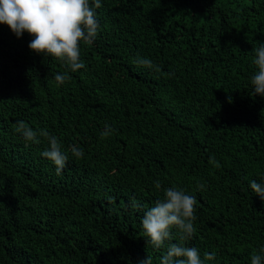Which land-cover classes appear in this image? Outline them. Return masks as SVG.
<instances>
[{
    "label": "trees",
    "instance_id": "trees-1",
    "mask_svg": "<svg viewBox=\"0 0 264 264\" xmlns=\"http://www.w3.org/2000/svg\"><path fill=\"white\" fill-rule=\"evenodd\" d=\"M96 13L76 71L0 24V264H160L170 243L214 254L205 264L264 256L250 188L264 182V97L250 82L264 0H101ZM42 130L69 156L60 175ZM173 186L195 196L196 231L181 241L173 228L157 249L141 220Z\"/></svg>",
    "mask_w": 264,
    "mask_h": 264
},
{
    "label": "clouds",
    "instance_id": "clouds-1",
    "mask_svg": "<svg viewBox=\"0 0 264 264\" xmlns=\"http://www.w3.org/2000/svg\"><path fill=\"white\" fill-rule=\"evenodd\" d=\"M100 7L101 0H0V24H6L17 38L27 32L33 37L28 44L30 50L61 60L72 71H76L84 67L80 60L81 42L91 44L98 35L100 25L96 9ZM252 52L257 71L250 82L254 94L264 97V42ZM136 63L147 68L154 67L148 58L137 57ZM67 79V74L55 75L58 84H63ZM14 127L27 141L39 142L37 132L23 121H18ZM105 127L102 135L107 137L112 129L107 125ZM40 135L46 137L50 145L41 155L55 165L57 175L62 174L69 161L67 152L62 151L59 140L46 130H42ZM70 152L77 158L84 155L83 150L76 146H70ZM156 187H161L158 181ZM199 188H203V185H199ZM250 188L264 200V182L252 180ZM196 204L195 196L175 186L167 188L164 199L158 200L142 217V228L148 243L157 249L163 247L166 241L172 240L173 228L178 231L181 241L191 238L196 231L193 223ZM133 206L139 207L135 201ZM260 251L264 253V248ZM214 258V254L205 253L204 259H201L196 247L170 243L160 264H205L206 260ZM139 264H153L152 257L146 256ZM251 264H264V256L253 254Z\"/></svg>",
    "mask_w": 264,
    "mask_h": 264
}]
</instances>
